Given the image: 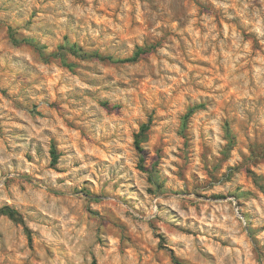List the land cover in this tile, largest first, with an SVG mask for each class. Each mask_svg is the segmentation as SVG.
Returning <instances> with one entry per match:
<instances>
[{"label":"rangeland","instance_id":"374dc122","mask_svg":"<svg viewBox=\"0 0 264 264\" xmlns=\"http://www.w3.org/2000/svg\"><path fill=\"white\" fill-rule=\"evenodd\" d=\"M6 207L0 264H264V0H0Z\"/></svg>","mask_w":264,"mask_h":264},{"label":"trees","instance_id":"16d2710c","mask_svg":"<svg viewBox=\"0 0 264 264\" xmlns=\"http://www.w3.org/2000/svg\"><path fill=\"white\" fill-rule=\"evenodd\" d=\"M10 31H11V29H10ZM10 36L12 37V40H13L14 43L29 42V40L26 39V38L22 39L21 41H18V39H16L14 37L13 31L10 32ZM31 43L36 46V49H38V50L41 51V49H42L41 46H38L34 42H31ZM155 47H156V44H144L142 46H137L130 57L124 58L122 60H118L117 59V60H112V61L136 62L144 54L153 51L155 49ZM59 50H60V55H63V56L68 53V54H71V55H73L75 57L82 58V59H88V58L90 59L91 57H94V58H96V59H98L100 61H102V60H104L106 58L107 59H110L108 57H105V56L100 55L96 51H93V52L86 51V50H84L83 48H81L79 45H77L75 43H73V44L65 43V44H63V45H61L59 47ZM64 63L68 67L71 66V64H67L66 62H64ZM192 110H193V108L190 109V111H192ZM146 129H147V124H143L141 126V128H140L139 134H137L136 137H135V139H134L135 148L138 151V153L140 154V162L143 161V148L141 146L142 139L140 138V136L145 133ZM51 153H52V162H56L57 155L55 153V147H54V145H52ZM0 211L2 213H4V214H7L13 220H19V221H21V218H20L18 212L16 210H14V209L7 208L6 207V208L0 209ZM174 261L177 264H183L180 260H178L176 258H174Z\"/></svg>","mask_w":264,"mask_h":264}]
</instances>
